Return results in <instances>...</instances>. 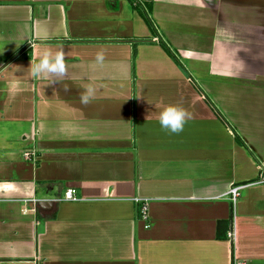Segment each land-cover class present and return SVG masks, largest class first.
<instances>
[{
  "label": "crops",
  "instance_id": "1",
  "mask_svg": "<svg viewBox=\"0 0 264 264\" xmlns=\"http://www.w3.org/2000/svg\"><path fill=\"white\" fill-rule=\"evenodd\" d=\"M141 1L190 77L128 0H0V264H264V0Z\"/></svg>",
  "mask_w": 264,
  "mask_h": 264
},
{
  "label": "clouds",
  "instance_id": "2",
  "mask_svg": "<svg viewBox=\"0 0 264 264\" xmlns=\"http://www.w3.org/2000/svg\"><path fill=\"white\" fill-rule=\"evenodd\" d=\"M103 52H97L95 61L102 63ZM66 74V67L63 56L59 53H52L44 50L38 60L31 63V75L38 80H47L49 85H55ZM95 98V89L88 85L80 95L79 100L83 105H87ZM191 113L177 104H167L163 106L157 114V121L161 129L171 134H179L184 130L185 123L191 120ZM24 200L32 202L31 190L21 186L16 182H0V201Z\"/></svg>",
  "mask_w": 264,
  "mask_h": 264
},
{
  "label": "trees",
  "instance_id": "3",
  "mask_svg": "<svg viewBox=\"0 0 264 264\" xmlns=\"http://www.w3.org/2000/svg\"><path fill=\"white\" fill-rule=\"evenodd\" d=\"M128 2L131 4L132 8L138 12V14L142 17L148 28L153 34H156V40L160 43L161 47L165 50V52L172 58V60L178 65V67L186 74L188 77H190L184 67L182 66L181 62L178 59V56L174 53V51L171 50V48L160 40V38L157 36L156 29L154 24L152 23V20L149 16L150 13V6H145V4L141 0H128ZM235 139L238 143L242 144L243 142L235 135Z\"/></svg>",
  "mask_w": 264,
  "mask_h": 264
},
{
  "label": "built area",
  "instance_id": "4",
  "mask_svg": "<svg viewBox=\"0 0 264 264\" xmlns=\"http://www.w3.org/2000/svg\"><path fill=\"white\" fill-rule=\"evenodd\" d=\"M26 155L28 157H30V154L26 153ZM261 181H264L263 177L261 178ZM239 188H240L239 185H234L229 189L228 194L230 195L232 202L235 201V198L238 195ZM65 198L69 199V200H75V198L73 197V194H70V192H69V194L68 193L66 194ZM35 201L36 200H33V202H35ZM134 202L139 205V208H138L139 218L145 223L144 226L147 227L148 226V219H147V217H148V199L147 198H135ZM228 236L229 237L232 236V231L228 232Z\"/></svg>",
  "mask_w": 264,
  "mask_h": 264
},
{
  "label": "water",
  "instance_id": "5",
  "mask_svg": "<svg viewBox=\"0 0 264 264\" xmlns=\"http://www.w3.org/2000/svg\"><path fill=\"white\" fill-rule=\"evenodd\" d=\"M48 201H49V200H39V201H38V204L42 206V205H44V204H48V203H49Z\"/></svg>",
  "mask_w": 264,
  "mask_h": 264
}]
</instances>
